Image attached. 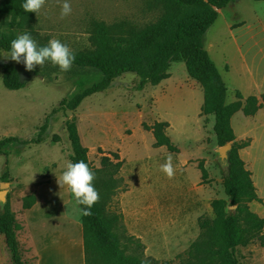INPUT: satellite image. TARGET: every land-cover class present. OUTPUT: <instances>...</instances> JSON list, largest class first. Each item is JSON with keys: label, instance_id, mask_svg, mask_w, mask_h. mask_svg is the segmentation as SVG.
Returning <instances> with one entry per match:
<instances>
[{"label": "rangeland", "instance_id": "rangeland-1", "mask_svg": "<svg viewBox=\"0 0 264 264\" xmlns=\"http://www.w3.org/2000/svg\"><path fill=\"white\" fill-rule=\"evenodd\" d=\"M62 3L63 0H45L41 10L34 12L31 22L22 30L8 27L9 19L2 21L1 30L16 37L30 33L39 46L57 38L73 52H90L96 48L97 37L103 34L100 24H123L126 38L131 28L154 23L161 14V7L152 6L150 0H70L72 12L61 18ZM109 36L118 38L112 31ZM202 44L227 89L226 104L239 101L243 107L249 97L261 103L264 1L235 0L219 10L215 22L203 35ZM1 58L6 59L3 54ZM136 59L146 62L148 56L137 55L127 61ZM15 67L25 84L17 91L3 87L0 68V140L35 139L44 124L46 132L39 145L8 144L3 148L0 214L9 209L15 224L22 227L28 204L49 201L48 185L62 175L72 155L64 125L73 121L93 168L101 169L103 157L113 165L122 162L118 170L98 175L97 181L111 180L113 187L108 198L99 192L100 199L95 204L108 212L110 209L117 219L116 225L122 227L123 236L133 237L140 244L138 249L136 245L125 246L126 254L150 258L158 264L195 262L189 254H198L202 249L195 248L200 235L199 221L213 219L214 200L229 204L223 181L233 146L229 143L231 149L224 160L213 133L214 116L201 111L203 88L188 76L183 60L170 62L166 77L159 84H147L142 89H138L139 79L135 74H124L106 91L85 98L73 111L60 110V102L69 101L100 81L102 73L98 69L72 66L70 71L62 72L57 65L45 63L42 68L36 65L28 71L22 61ZM237 92L241 95L239 100ZM156 122L167 123L165 133L177 153L155 147L152 132L142 127ZM230 124L237 142L249 141V146L237 154L251 178L255 177L257 196L261 199V203L251 202L248 207L264 218V104L252 116H244L241 111L235 113ZM169 154L175 166L172 178L161 171ZM200 166L207 173L204 181ZM54 195L57 203H62L63 194ZM24 198H27L25 208ZM66 200L68 224L72 226L74 221H80V207L71 193ZM226 212L235 214V207L228 205ZM26 233L23 225L16 236L21 259L24 264H35ZM72 235L74 239L73 231ZM58 245L51 249L67 260L69 253L76 255V240L70 245L58 241ZM52 256L53 251L50 255L49 250L44 252L47 264H53ZM234 256L238 264H264V247L258 244L237 247ZM0 264H12L2 236ZM99 264H104L103 260Z\"/></svg>", "mask_w": 264, "mask_h": 264}, {"label": "trees", "instance_id": "trees-1", "mask_svg": "<svg viewBox=\"0 0 264 264\" xmlns=\"http://www.w3.org/2000/svg\"><path fill=\"white\" fill-rule=\"evenodd\" d=\"M235 0H150L152 6L161 7L160 17L156 22L140 29L131 28L126 38L123 36V24L105 26L100 24L103 34L97 37L96 48L90 52H74L75 61L72 66L98 69L102 78L97 83L74 95L69 101L60 102V110L73 111L81 102L96 93L106 91L112 82L124 74H135L138 79V89L147 84L157 85L166 77L168 64L175 60H183L188 76L199 83L204 91L201 111L206 116H214L213 133L219 147L231 143L229 169L223 181L224 194L230 206L235 207V214L226 212L227 204L223 200H214L211 208L213 219L203 218L199 221V238L195 248L202 247L198 254L190 253L198 264H238L234 256L235 248L258 244L264 247V218L250 211L251 202L261 203L252 181L251 173L244 168V163L237 154L238 150L247 148L249 141L237 142L231 128L232 116L241 111L244 116H252L264 104H257L255 97L247 98L245 106L237 101L226 104L227 89L213 61L209 58L202 44V37L215 22L217 12L226 8ZM255 2L264 0H251ZM25 0H3L0 3V68H2L1 83L6 90L17 91L25 87L15 65L16 61L1 58V54H10V42L16 38L1 30L2 21L9 19L8 27L22 30L33 17L34 12H25L22 4ZM110 31L118 38L109 36ZM115 39V40H114ZM148 56L146 62L127 59L137 55ZM52 64L51 61H46ZM238 100L241 95L237 92ZM56 114L55 112H53ZM64 130L68 137L69 148L72 151L70 161L75 163L84 160L95 172L93 184L105 198L113 187L112 181L103 183L97 181L98 175L109 170H118L122 162L115 165L109 163L107 157L101 158V169L91 166L87 158V149L81 144L75 123L66 122ZM151 131L155 139V147H165L170 153H177V148L171 143L165 131L167 123L156 122L151 126L142 125ZM46 132V124L42 125L37 137L31 140H20L17 137L0 140V156H4L3 148L8 144L39 145ZM202 181L207 173L200 166ZM68 192H70L69 188ZM27 198L23 199V207ZM34 204V203H33ZM33 204L24 209H30ZM80 208L83 205H78ZM103 206L94 204L90 216L80 214L82 228V249L84 264H158L150 258H138L127 255L125 246L140 248L133 237L123 236L122 227L117 226L116 217ZM13 214L8 209L0 214V236L3 237L12 264H24L16 232L21 229L15 224ZM193 262L192 264H196Z\"/></svg>", "mask_w": 264, "mask_h": 264}, {"label": "clouds", "instance_id": "clouds-1", "mask_svg": "<svg viewBox=\"0 0 264 264\" xmlns=\"http://www.w3.org/2000/svg\"><path fill=\"white\" fill-rule=\"evenodd\" d=\"M45 0H25L22 8L25 12H39L44 6ZM72 7L70 0H63L61 4V18L70 15ZM11 50L7 58L17 63L21 61L26 70L31 71L36 65L44 66L46 61H51L57 65L62 72L71 70L75 61V54L70 47L62 43L59 39H50L45 46H39L37 41L33 39L30 33L19 34L10 42ZM163 171L168 178H172L175 174V166L173 157L169 154L166 162L161 165ZM95 180V172L90 169L84 160L75 163L69 161L66 164L62 175L57 178L60 187L67 185L73 195L77 205H83L78 211L83 216H90L92 206L100 199L99 192L95 188L93 181Z\"/></svg>", "mask_w": 264, "mask_h": 264}, {"label": "crops", "instance_id": "crops-1", "mask_svg": "<svg viewBox=\"0 0 264 264\" xmlns=\"http://www.w3.org/2000/svg\"><path fill=\"white\" fill-rule=\"evenodd\" d=\"M51 178V177H50ZM49 186V201H38L30 209L24 211L23 225L26 230V239L29 241V251L35 257V264H47L44 257V252L49 250L53 251V258L58 261V264H67L72 259V264H84L83 249H82V228L79 220L74 221L72 226L68 224L66 214V205L68 198V186L60 187L56 180H52ZM59 192L63 194L60 199L62 203H57V196L54 194ZM23 225L16 236L23 229ZM72 231L75 234L73 239ZM73 240L77 241L76 255L68 254V260L61 253L52 250L58 241L62 245H70ZM20 247V246H19ZM64 260V262H63ZM76 260V261H75Z\"/></svg>", "mask_w": 264, "mask_h": 264}, {"label": "water", "instance_id": "water-1", "mask_svg": "<svg viewBox=\"0 0 264 264\" xmlns=\"http://www.w3.org/2000/svg\"><path fill=\"white\" fill-rule=\"evenodd\" d=\"M231 149L230 144H226L220 147V156L225 160L227 158V152Z\"/></svg>", "mask_w": 264, "mask_h": 264}, {"label": "bare ground", "instance_id": "bare-ground-1", "mask_svg": "<svg viewBox=\"0 0 264 264\" xmlns=\"http://www.w3.org/2000/svg\"><path fill=\"white\" fill-rule=\"evenodd\" d=\"M252 181H253V184H254V187L255 188H257L258 186H257V184L255 183V177L252 179ZM53 258V257H52ZM54 259V258H53ZM76 261V260H75ZM67 263L68 264H72V259L70 260V262L69 261H67ZM53 264H58V261L57 260H53Z\"/></svg>", "mask_w": 264, "mask_h": 264}]
</instances>
